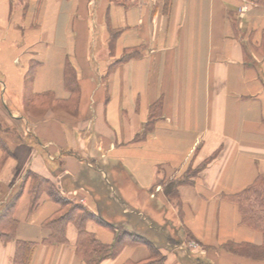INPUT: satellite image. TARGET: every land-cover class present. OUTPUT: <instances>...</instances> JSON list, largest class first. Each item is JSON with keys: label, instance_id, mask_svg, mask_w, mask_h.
<instances>
[{"label": "crops", "instance_id": "1", "mask_svg": "<svg viewBox=\"0 0 264 264\" xmlns=\"http://www.w3.org/2000/svg\"><path fill=\"white\" fill-rule=\"evenodd\" d=\"M46 95L65 106L39 109ZM0 127L36 145L0 134L15 223L0 264H25L19 241L26 264H85L73 223L41 243L64 208L45 189L32 208V176L111 226L86 224L103 244L125 232L159 264H264V230L231 198L264 180V0H0ZM149 257L125 241L99 264Z\"/></svg>", "mask_w": 264, "mask_h": 264}, {"label": "trees", "instance_id": "2", "mask_svg": "<svg viewBox=\"0 0 264 264\" xmlns=\"http://www.w3.org/2000/svg\"><path fill=\"white\" fill-rule=\"evenodd\" d=\"M131 57L126 55L122 60ZM66 87L69 91H74V79L66 78ZM39 103L36 107L50 108V105L57 103L58 105L65 106L66 103L57 102L51 96L38 97ZM70 102V101H69ZM156 107V106H155ZM0 147L7 151L5 142L0 137ZM191 176V175H190ZM189 175L187 176V178ZM34 184L32 188V208L37 204V195L41 193L44 189L46 190L48 196L52 201L58 204L64 211L54 219H50L45 223V227L50 229L51 234L48 238L43 239L41 243L43 244H63L66 242L65 239V229L69 223H73L78 231V237L76 242V255L85 264H99L101 261L114 257L118 251L121 249L123 242L129 241L135 245L143 244L148 247L150 251V257L148 262L142 264H159L160 258L159 254L150 243L146 242L144 239L128 234L121 233L115 239L112 244H103L99 242L94 235L86 231V224L89 221H95L100 225L109 226L104 220L100 218L98 214H94L80 204H72L69 200L58 196V193L54 191L53 185L50 184L45 179L37 176H32ZM234 202L238 205L240 218L242 224L246 225L252 230L262 231L264 230V180L258 178L255 183L250 186L247 190L240 194L231 196ZM12 202H10L5 210L0 214V239L7 240L11 239V231H6L4 227L10 226V229L14 227L15 223L11 218L10 208L12 207ZM111 227V226H109ZM34 243L28 242H18L17 243V258L20 254L21 259L24 263L28 261L27 255L28 251L33 248ZM228 249L236 250V253L250 255L255 249L250 251L251 246L244 245H228ZM256 252V251H255ZM261 252L264 255V247L261 248ZM254 254V253H253Z\"/></svg>", "mask_w": 264, "mask_h": 264}, {"label": "rangeland", "instance_id": "3", "mask_svg": "<svg viewBox=\"0 0 264 264\" xmlns=\"http://www.w3.org/2000/svg\"><path fill=\"white\" fill-rule=\"evenodd\" d=\"M22 129L24 130V128L22 127ZM27 129V128H26ZM8 129L6 128H3V127H0V134H2V133H7V134H9L11 137H13L15 140H13V142H15V143H17L18 145H20L21 143H33L34 145L33 146H36L35 145V142H32V141H34V139L30 136V135H25V133L24 132H20L18 129L16 130V131H14V132H12V133H9L8 131H7ZM16 132V133H15ZM27 133H30V131H29V128H28V132ZM24 136V137H23ZM26 136V137H25ZM30 140V141H29ZM32 140V141H31ZM41 143V142H40ZM38 145V144H37ZM182 242V241H181ZM181 242L179 243L180 245V247H183V243L181 244ZM185 243V242H184Z\"/></svg>", "mask_w": 264, "mask_h": 264}, {"label": "built area", "instance_id": "4", "mask_svg": "<svg viewBox=\"0 0 264 264\" xmlns=\"http://www.w3.org/2000/svg\"><path fill=\"white\" fill-rule=\"evenodd\" d=\"M188 246L192 247L193 245H191V244L189 243Z\"/></svg>", "mask_w": 264, "mask_h": 264}]
</instances>
